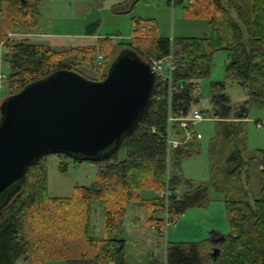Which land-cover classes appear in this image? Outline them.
I'll return each instance as SVG.
<instances>
[{
  "label": "trees",
  "instance_id": "trees-1",
  "mask_svg": "<svg viewBox=\"0 0 264 264\" xmlns=\"http://www.w3.org/2000/svg\"><path fill=\"white\" fill-rule=\"evenodd\" d=\"M40 1L0 0V44L6 47L3 56L9 67L7 95L57 68L77 70L63 60L68 51L75 53L74 60L97 67L98 74L92 78H102L110 65L104 68L101 62L97 64L98 54L105 62V55L115 46H126L142 58L161 56L171 49L176 65L173 80L183 85L172 92L170 105L176 115H183L193 107L200 108V79L209 75L214 52L224 49L226 76L248 88V93L264 105V0H168L180 4L187 17L206 18L209 32L159 35L153 17L133 15L128 40L111 43V35H105L95 44L66 49L45 41L9 37L11 31L36 29ZM166 90V82L156 77L153 99L142 122L111 154L86 159L97 164L95 177L89 184L74 185L70 195L49 194L46 154L28 167L20 189L0 208V264H15L19 257L22 264H45L47 260L69 257L90 258L93 264H127L123 238L90 233L92 201L102 202L107 231L122 220L129 201L141 200L142 188L156 192L144 204L149 224L157 228L163 227L166 220H175L186 208L207 202L206 182L185 178L187 187L179 189L183 182L181 161L199 151L201 139L192 138L167 148ZM230 100L224 80L210 81L211 108L207 112L215 126L209 147L210 181L225 194L229 223V231L218 242V255H210L208 239L171 241L166 245L164 260L155 257L146 264H264V149L243 156L241 119L248 116L247 100L235 105ZM224 139L233 145L227 154L222 148ZM120 148L125 149L123 157H119ZM56 154L64 157L60 161L62 169L66 167L65 158L81 160L65 152ZM255 158L263 165L259 170L260 189L257 195L248 197L243 177L249 161Z\"/></svg>",
  "mask_w": 264,
  "mask_h": 264
},
{
  "label": "rangeland",
  "instance_id": "rangeland-1",
  "mask_svg": "<svg viewBox=\"0 0 264 264\" xmlns=\"http://www.w3.org/2000/svg\"><path fill=\"white\" fill-rule=\"evenodd\" d=\"M116 0H41L39 4V21L36 28L48 31L51 36L61 41L57 43L83 42L86 38V31H94L96 41L99 37L111 35L116 40L126 41L131 32V15L137 14L144 17L154 16L158 22V29L161 34L170 37L180 33L191 32L192 19L182 13L180 4L153 2L151 0H136L129 12L117 11L112 7ZM121 9V8H120ZM117 11V12H115ZM210 29L207 26L205 32ZM35 30V29H34ZM27 31H11L9 37L13 40L31 38L26 35ZM33 40V39H29ZM52 43V39L49 38ZM116 40L111 41L116 42ZM34 41V40H33ZM57 48H71L75 46L87 45H53ZM126 46H115L112 53L105 55V62L101 58V66L107 68L121 50ZM5 46L0 44V73L6 74L9 70L8 63L4 59ZM227 52L224 49L217 50L213 54V66L207 77L200 79L199 92L200 99L198 106L209 112L211 108L209 102L210 81L224 80L225 91L230 96V102L235 105L243 100H247L248 117L244 125L245 147L242 151L244 157L254 154L257 149L264 148V124L257 125L256 120H264V105L257 98L248 94V88L243 87L235 79L226 76L224 68ZM75 53L68 51L64 54V61L72 64L74 68L80 70L84 75L92 78L98 72L81 61L74 60ZM104 59V58H103ZM99 64V63H98ZM93 68V67H92ZM6 93V94H4ZM7 88L0 89V102L7 95ZM4 94V95H3ZM196 128L203 134L200 141V149L197 153L185 157L181 161V173L184 178L196 182H206L208 185V200L201 206H190L176 216L175 220L165 224L163 231L158 232L149 224L146 211L137 201H129L126 204V213L121 223L113 230L119 231L120 235L127 237V249L130 260L136 261L149 257L150 255L164 260L167 243L171 241H199L204 240L212 233L219 231L226 233L229 231V223L226 217L223 192L217 191L214 183L210 180L211 172L209 166L210 138L215 133L214 122L211 120L198 121ZM231 142L224 139L222 148L224 150L231 147ZM227 144V145H226ZM221 150V149H220ZM221 152H223L221 150ZM226 152V151H224ZM125 155V149L120 148L119 157ZM224 156H222L223 158ZM56 153H48L44 156L47 176V188L50 195H70L76 184H89L95 177L97 164L92 160L66 159V167H60L63 159ZM249 161V176L243 177L245 186L248 189V197L257 195L260 183L255 168ZM23 180L15 181L6 188L0 195V208H2L11 197L20 189ZM156 194L152 188L140 190L141 197H150ZM151 196V197H152ZM225 199V198H224ZM142 200V199H141ZM146 200V199H144ZM176 221L177 224H173ZM114 232V231H113ZM90 233L96 236L112 235L111 228L107 231L104 227V210L102 202L95 200L91 202ZM207 239V238H206ZM207 250H212L211 243ZM62 259L47 260L45 264H61ZM15 264H20L17 260Z\"/></svg>",
  "mask_w": 264,
  "mask_h": 264
},
{
  "label": "water",
  "instance_id": "water-1",
  "mask_svg": "<svg viewBox=\"0 0 264 264\" xmlns=\"http://www.w3.org/2000/svg\"><path fill=\"white\" fill-rule=\"evenodd\" d=\"M155 79L151 63L124 48L102 78L61 67L6 95L0 102V195L45 154L82 160L114 152L147 114ZM211 247L215 258L219 247Z\"/></svg>",
  "mask_w": 264,
  "mask_h": 264
},
{
  "label": "crops",
  "instance_id": "crops-1",
  "mask_svg": "<svg viewBox=\"0 0 264 264\" xmlns=\"http://www.w3.org/2000/svg\"><path fill=\"white\" fill-rule=\"evenodd\" d=\"M151 1H153V2L156 1L158 3L165 2V0H151ZM167 3H168V0H167ZM133 6H134V3H132V0H116L112 7H115L117 9V11H120V12H129V11L132 10ZM117 11H115V12H117ZM134 15H137V14H134ZM131 16H133V15H131ZM137 16H141V15L139 14ZM142 17H144V16H142ZM147 17H153L154 18L152 23H154L156 25L157 29H158L159 25H158L157 19L154 16H147ZM188 18L192 19V21H193V25L191 26V30L192 31L188 32V33H180L178 35H202L203 33H208L209 32V31L208 32L203 31V30L207 29V26H209L208 21H207L206 18H204V17H188ZM93 33H94V31H93ZM93 33H90V32L86 31V35H88V36L83 39V42H76V43L75 42H72V43H69V42H66V43L54 42L53 40L58 41V42L61 41V40L59 38L56 39V38H54V36H51L48 31H43V30L37 29V28L34 31H32V32H26L25 34L29 35L28 37H31L29 39H33L34 41H45V42H48L51 45H91V44H95V42H96V38L94 37ZM157 33L159 35H164V34H161L159 32V30H158ZM175 36H177V35H175ZM49 38L52 39V43L49 40ZM116 39L117 38H115V37H111L112 41H114ZM90 68L92 70H94L92 67H90ZM224 68H225V64H224ZM4 94H6V93H4ZM3 97H5V95ZM247 117H244L243 119H241V121L243 123H245V121L247 120ZM209 120L214 122V118L209 119ZM256 121H257V125H259V126L264 124V120H260V122H259V120H256ZM244 134H245V131H244ZM232 146L233 145L231 144V147L225 149V151H226L225 154L228 153V151L232 148ZM260 148H262V147H260ZM252 161H254V162H252V165L254 166L255 172L257 173L258 178H259V170L261 168H263V165L261 164L259 158H255ZM209 166H210V160H209ZM249 168H250V166H249ZM248 174H249V169H248L247 174L245 175L246 176V180H247V177L249 176ZM194 182L195 183H200V182H203V181H200V182L199 181L198 182L194 181ZM186 187H187V183L185 182V185L182 183V185L179 186V189L181 191V190L185 189ZM245 187L247 188V186H245ZM144 189H147V188H144ZM150 197H147V198H150ZM147 198H146V196L145 197H141L142 200L137 201V203H140L138 205H140V206L142 205V208L144 207V209H145L144 199H147ZM224 198H225V194L223 193V200H224ZM145 211H146V209H145ZM168 222L169 221L166 220L165 224L168 223ZM119 223H121V222H119ZM173 224L174 225L177 224L176 221H174ZM117 225L111 227V234H112L111 236H116V237H119V238H123L125 240V251H126V255H127V264H146L151 258H155L154 256L150 255L149 257H145V258H143L141 260L140 259H138L136 261L135 260L134 261L130 260V257H129V254H128V249H127V244H128L127 237H125L124 235H120L119 231L115 232V230H113L115 227H117ZM164 226L157 228L154 225H152V227L155 228L158 232H162ZM222 235H223V233L213 230L212 233L209 235V237H206V238L208 239L209 243H211V246H213V245H218V242H219V240H220ZM61 259H62L61 260L62 261L61 264H93V261L90 258H71V257H69V258H61ZM17 260L19 261L20 264H22V258L21 257H19ZM111 264H113V263H111Z\"/></svg>",
  "mask_w": 264,
  "mask_h": 264
},
{
  "label": "built area",
  "instance_id": "built-area-1",
  "mask_svg": "<svg viewBox=\"0 0 264 264\" xmlns=\"http://www.w3.org/2000/svg\"><path fill=\"white\" fill-rule=\"evenodd\" d=\"M101 58L102 55L98 54L97 64L101 62ZM144 59L151 63L156 77H159L166 82L167 90L164 95L167 98L168 105L166 112L167 127L164 138L167 148L176 147L192 138L201 139L203 134L196 128L195 124L198 121L209 120L213 117L206 110H202L198 107H193L190 112L186 114L176 115L170 105L172 92L183 85L181 81L175 82L173 80V71L176 66L174 62L173 50L170 49L167 53L161 56L148 55ZM93 69L97 71L96 66H94ZM3 87H7L6 74L0 73V89ZM163 96L157 95L155 97L162 98ZM151 128L153 129L154 126ZM165 194H167V191H165Z\"/></svg>",
  "mask_w": 264,
  "mask_h": 264
}]
</instances>
